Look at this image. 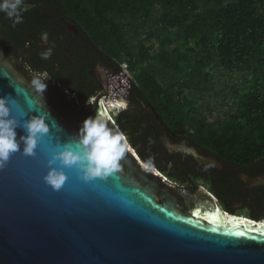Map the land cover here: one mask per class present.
Listing matches in <instances>:
<instances>
[{
  "label": "water",
  "instance_id": "obj_1",
  "mask_svg": "<svg viewBox=\"0 0 264 264\" xmlns=\"http://www.w3.org/2000/svg\"><path fill=\"white\" fill-rule=\"evenodd\" d=\"M33 78L45 77L0 55V96L19 98L15 85L37 107L45 102L43 113L50 115V134L36 156L24 155L21 144L0 170V264H264L263 224L228 217L219 208L182 209L169 195L172 186L129 140L120 168L107 178L84 181L73 168L64 169L68 180L61 189L47 184L46 152L74 139L85 119L100 114L118 126L115 118L123 111L142 107L153 115L154 109L132 100L135 81L121 66L101 71L103 90L85 108L48 78L43 101L29 89ZM117 101L126 105L118 113L105 107ZM21 135L18 128L17 139ZM159 143L170 154L219 166L169 137Z\"/></svg>",
  "mask_w": 264,
  "mask_h": 264
},
{
  "label": "trees",
  "instance_id": "obj_2",
  "mask_svg": "<svg viewBox=\"0 0 264 264\" xmlns=\"http://www.w3.org/2000/svg\"><path fill=\"white\" fill-rule=\"evenodd\" d=\"M59 8L66 11V18L75 25L101 53L111 68H120L126 61L131 69L139 67L136 81L132 82L133 100L143 101L153 107L161 121L168 125L178 141L189 139L191 145H199L214 151L217 156L232 161L249 162L252 155H264V0H60ZM0 17V21L5 14ZM37 31H32L39 42L45 32L48 17L34 16ZM156 27L164 31L175 30L176 40L198 41L205 51L206 60H199L194 69L201 72L213 63L226 72L237 73L252 70L256 82L246 94L239 97L236 113L222 126L211 127L188 110V101L183 80L177 79L180 69L173 62L165 71L167 83L156 78L151 64L143 67L150 57L145 49L130 46V32ZM48 32V31H47ZM49 40L56 41L59 33L48 32ZM8 37L13 32H5ZM18 38V37H17ZM214 44V45H213ZM197 44V46H199ZM210 46V48H209ZM193 53V51H192ZM41 67L46 60L34 53ZM164 56L182 62L175 51ZM171 57V58H170ZM138 65V66H137ZM103 90L100 87L99 91ZM98 91V92H99ZM77 102L80 108L88 106L96 93H89L86 85L77 87ZM129 143L144 163L152 162L151 155L161 147L156 142L153 123L146 111L121 112L115 118ZM230 154V157L228 156ZM228 156V157H227ZM254 157V156H253ZM180 169V167H178ZM176 169V168H175Z\"/></svg>",
  "mask_w": 264,
  "mask_h": 264
},
{
  "label": "flooded vegetation",
  "instance_id": "obj_3",
  "mask_svg": "<svg viewBox=\"0 0 264 264\" xmlns=\"http://www.w3.org/2000/svg\"><path fill=\"white\" fill-rule=\"evenodd\" d=\"M28 3L33 7L23 13L22 23L12 27V21L7 17L0 21L1 51L9 60L26 68L30 74L48 78L49 84L55 83L59 91L74 97L77 105L76 89L80 84L85 83L87 91L96 93L97 96L100 87L103 88L100 81L101 71L111 69L108 61L66 18V11L59 8L60 0H28ZM3 14L0 13L1 18ZM34 16L45 19L48 17L45 31L60 32L55 42H39L36 35L32 34V31H37ZM5 32H13V36L8 37ZM27 42H30L29 46H26ZM49 47H53L51 58L41 67H32L31 63L37 62L34 53L40 55ZM131 97L133 100L132 92ZM146 114L150 119L149 123H153L156 142L161 147L151 155L156 165L153 166L152 162L147 165L156 168L172 186L173 189L169 191L171 199L178 201L185 210L195 205L211 212L219 208L228 217L264 225V155L251 154L249 162L223 159L209 148L191 145L189 139L176 140L174 133L155 111L153 115ZM165 136L194 147L201 155L216 161L219 166L200 165L190 156L168 153L159 143V139Z\"/></svg>",
  "mask_w": 264,
  "mask_h": 264
},
{
  "label": "clouds",
  "instance_id": "obj_4",
  "mask_svg": "<svg viewBox=\"0 0 264 264\" xmlns=\"http://www.w3.org/2000/svg\"><path fill=\"white\" fill-rule=\"evenodd\" d=\"M33 5L28 0H0V13H4L12 21V27L23 22V13ZM41 40L47 43L49 33L41 34ZM30 42L26 43L29 46ZM53 53V47L40 53L42 60H48ZM3 55V53H0ZM47 78H33L30 83L31 92L39 95L44 101L47 88ZM11 84V83H10ZM14 87L17 97L0 96V170H4L12 155L21 151L26 156H36L45 137L50 134L48 122L49 113L44 114L43 107H37L35 102L25 95L24 91ZM20 97L23 98V103ZM123 101L110 104L114 113L124 107ZM36 112L37 115H30ZM22 129L24 135L17 139V129ZM62 130V129H61ZM51 143V141H49ZM128 146L126 134L104 115L96 114L83 121L74 139L61 143L56 142L55 148L46 152L49 171L44 177L47 184L59 190L68 180L64 169L75 168L80 178L92 181L95 178L105 179L120 168Z\"/></svg>",
  "mask_w": 264,
  "mask_h": 264
},
{
  "label": "rangeland",
  "instance_id": "obj_5",
  "mask_svg": "<svg viewBox=\"0 0 264 264\" xmlns=\"http://www.w3.org/2000/svg\"><path fill=\"white\" fill-rule=\"evenodd\" d=\"M156 29L164 31L158 27ZM156 29L152 27L141 29L138 31V36L133 32H130L128 36L130 46L136 47L137 50L145 49L150 54V57L144 61L143 67L151 64L156 78L162 83H167L165 71L169 69L167 64L173 62V66L177 65V68L180 69L177 79L183 80V84L185 83L187 87L184 90V96L188 101V110L193 112L197 119L204 118L211 127H218L227 123L228 119L237 112L236 106L239 97L254 87L256 80L253 77V71L243 70L230 73L224 71L215 62L201 72L197 71L196 77H193L194 69L199 60H206L207 58L205 51H201L202 47L199 42L191 39L178 43L175 30H170L168 33H156L154 32ZM173 51L177 52L180 57L187 59L176 62L173 58L170 57L171 59H169L163 55L166 53L172 56ZM123 63L127 62L123 61ZM129 71L136 81L139 67L133 70L129 66Z\"/></svg>",
  "mask_w": 264,
  "mask_h": 264
},
{
  "label": "built area",
  "instance_id": "obj_6",
  "mask_svg": "<svg viewBox=\"0 0 264 264\" xmlns=\"http://www.w3.org/2000/svg\"><path fill=\"white\" fill-rule=\"evenodd\" d=\"M120 66H121L123 69H125V70L130 74L128 63H123V64H121ZM130 75H131V74H130ZM104 104H105V107H106V108H108V109L110 108L108 103L104 102Z\"/></svg>",
  "mask_w": 264,
  "mask_h": 264
},
{
  "label": "snow or ice",
  "instance_id": "obj_7",
  "mask_svg": "<svg viewBox=\"0 0 264 264\" xmlns=\"http://www.w3.org/2000/svg\"><path fill=\"white\" fill-rule=\"evenodd\" d=\"M124 107H126V105H124ZM129 151H131V149L129 148Z\"/></svg>",
  "mask_w": 264,
  "mask_h": 264
}]
</instances>
